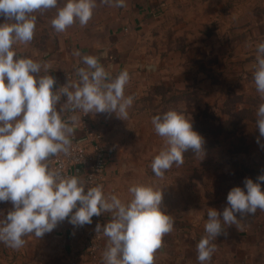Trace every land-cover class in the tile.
Segmentation results:
<instances>
[{
    "label": "clouds",
    "instance_id": "obj_1",
    "mask_svg": "<svg viewBox=\"0 0 264 264\" xmlns=\"http://www.w3.org/2000/svg\"><path fill=\"white\" fill-rule=\"evenodd\" d=\"M109 6L124 7L125 0H101ZM97 0H0V202H10L12 210L0 220V243L14 250L23 248L24 237L37 238L52 232L66 219L73 226L92 223V217L111 213L103 231L108 246L103 264H154V253L163 238L173 230L171 215L161 208L162 189L136 184L128 191L132 199L125 204L116 195H105L102 185L86 187L79 176H65L50 166V159L61 153L71 154L74 126L81 116L63 118L64 107L89 113H115L122 120L128 117L133 96H125L130 80L127 69L111 78L94 56L82 57L86 68L77 69L79 81L67 83L54 91L55 79L40 75L43 67L31 58L16 56L13 45L28 43L36 27L34 12L57 9L51 24L56 32H64L79 21L87 25ZM14 21V22H12ZM253 81L256 92L264 101V41L256 48ZM76 55H79L77 52ZM72 89V90H70ZM67 98L60 110L56 105ZM155 132L165 138L166 146L152 161V171L162 178L174 164L184 163V153L191 150L203 159V137L193 130L191 118L183 111L169 110L152 118ZM256 126L264 137V103L258 106ZM257 143H260L257 138ZM264 148V144L261 145ZM264 172L254 182L244 178V187H233L227 195L228 206L222 214L208 209L205 233L196 243L198 264H209L216 252V238L227 235L224 226L238 223L240 217L264 211ZM75 209V211H73ZM222 215V219H221Z\"/></svg>",
    "mask_w": 264,
    "mask_h": 264
},
{
    "label": "rangeland",
    "instance_id": "obj_2",
    "mask_svg": "<svg viewBox=\"0 0 264 264\" xmlns=\"http://www.w3.org/2000/svg\"><path fill=\"white\" fill-rule=\"evenodd\" d=\"M130 1L138 5L142 0ZM251 2L247 0L226 13L221 11L219 0L179 7L141 30L134 56L153 68L134 79L128 95L134 100L127 119L114 113L119 134L115 148L130 160L135 178L145 182L143 185L162 189L161 207L189 219L196 227L206 223L208 209L222 214L229 191L243 188L244 178L255 182L264 172V137L256 126V112L264 101L253 81V60L262 41L250 39L240 26L241 22L243 27L250 23ZM64 3L66 0H58V7ZM117 10L97 0L90 20L105 21L116 16ZM56 12L54 8L32 14L36 16L33 37L42 38L53 29L51 20ZM5 22L0 17V23ZM172 109L191 118L193 130L203 137L205 155L201 159L189 150L181 166L174 164L159 178L151 165L166 144L155 132L152 118ZM224 121L233 125L227 136L214 126ZM261 188L264 190V183ZM10 210V202H1L0 220ZM235 215L238 223L224 226L227 235L214 241L217 251L209 264H264V234H258L264 232V211ZM250 230L256 231V241L244 240ZM24 239L26 244L19 250L0 243V264H67L70 259L62 240L54 234L39 238L30 234ZM194 258L198 264L196 255Z\"/></svg>",
    "mask_w": 264,
    "mask_h": 264
},
{
    "label": "crops",
    "instance_id": "obj_3",
    "mask_svg": "<svg viewBox=\"0 0 264 264\" xmlns=\"http://www.w3.org/2000/svg\"><path fill=\"white\" fill-rule=\"evenodd\" d=\"M209 1L211 0H142L136 5L130 0H125V6L117 7L116 16L112 18L105 21L90 20L84 27H81L78 21L71 28L59 33L52 29L42 38L36 36L28 43L17 42L13 45V50L17 57L31 58L41 65H49L47 73L42 67L40 75L48 74L55 79L54 91L68 82L77 83L79 81L77 69L86 68V65L82 63L84 56L91 55L97 58L111 78H115L121 71L127 69L131 77L124 89L127 97L134 84V79L145 69L153 68L134 56L138 33L155 25L157 20L159 23L169 10L205 4ZM245 1L247 0H219L220 9L226 13L232 9L235 10ZM251 1L250 23L245 25L247 27H243L241 18L240 26L245 28L250 39L256 37L264 41V0ZM77 52L79 55H76ZM253 61L256 63V57ZM66 100L65 96L61 97L56 105L58 111ZM62 115L65 121L72 115L81 116V120L74 126L75 135L72 136L77 140L83 141L87 137V132L83 129L84 123L103 133L108 145L105 153L107 182L118 188L117 197L127 204L132 199L128 189L136 184H145V182L135 178L130 160L115 148V143L119 138L116 132L115 114L89 113L83 115L79 110L73 111L71 106L67 105ZM81 173L82 171L78 169L75 176L80 177ZM161 208L165 211L164 207ZM165 212L173 218L174 226L173 230L164 236L161 248L154 253V264H184L185 261L187 264H194L195 245L202 236L206 235L205 224L202 223V227H196L194 223H190L189 219ZM111 215V213L105 215L101 226L111 220ZM50 233L54 234V238L62 240L64 250L70 258L83 254L87 238L78 234L75 226L67 219L58 223ZM255 234V230H250L243 238L246 241H256ZM258 234H264V232ZM223 237L225 238L224 234L218 236V238ZM253 243L250 242L251 245Z\"/></svg>",
    "mask_w": 264,
    "mask_h": 264
},
{
    "label": "built area",
    "instance_id": "obj_4",
    "mask_svg": "<svg viewBox=\"0 0 264 264\" xmlns=\"http://www.w3.org/2000/svg\"><path fill=\"white\" fill-rule=\"evenodd\" d=\"M83 129L87 132L85 140L80 141L76 138L72 140L71 154L65 156L63 153L52 157L49 161L51 168L60 170L65 176H75L78 169L82 171L80 178L86 187L103 186L105 195L118 194V188L107 182L105 171V153L107 142L104 140L103 133L94 130L86 123ZM75 211V209H73ZM108 213L92 217V223L83 227L75 226L78 234L87 238L83 254L73 256L67 264H103V253L108 246V239L103 235V231H95L97 224H102V220Z\"/></svg>",
    "mask_w": 264,
    "mask_h": 264
},
{
    "label": "trees",
    "instance_id": "obj_5",
    "mask_svg": "<svg viewBox=\"0 0 264 264\" xmlns=\"http://www.w3.org/2000/svg\"><path fill=\"white\" fill-rule=\"evenodd\" d=\"M214 126L220 129L223 132V134H225L226 136L227 134H231V131H233V125L227 121H224L221 125H214ZM213 139H216V138H213Z\"/></svg>",
    "mask_w": 264,
    "mask_h": 264
}]
</instances>
